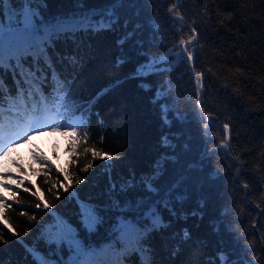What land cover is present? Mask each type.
<instances>
[{
  "label": "snow or ice",
  "instance_id": "obj_1",
  "mask_svg": "<svg viewBox=\"0 0 264 264\" xmlns=\"http://www.w3.org/2000/svg\"><path fill=\"white\" fill-rule=\"evenodd\" d=\"M152 2L153 0H111V3L103 9H86L85 0H75L79 11L52 17L46 14L48 0H0V109L5 105L10 110L18 105L24 109L30 108L37 117V123L40 122L39 117L43 110L54 111L57 119L67 120L69 114L72 116L78 114L79 119L87 117L90 122L96 104L120 87V82L111 81L109 85L97 89L91 96L78 100L71 94L74 80L64 77L56 64L67 63L74 68H83L84 57L79 54L83 37L89 34L114 32L117 26H120L126 30L116 41L119 54L115 58V64L119 67L131 62L132 57L125 52V45L130 41L139 49L136 55L144 59L134 65L128 73V78L136 80L137 87L141 90L151 93L149 101L158 109L163 127L171 129L174 123L183 125L191 121L188 113L181 112L172 98V92L179 91V87L173 89L171 80L158 81L154 84L149 77L169 71L176 62L185 65L184 75L192 77L194 72L200 115H196L195 111L193 115L196 122L202 125L201 136L205 141V146L196 157L183 164L181 153L193 152L192 137L183 138L182 132H168L160 136L161 151L146 171L138 173L135 169H130L126 176L121 174L118 179H114L111 170L115 165L112 163L102 165L109 177L108 187L103 193L105 197L103 204L81 199L76 192L71 191L73 185L78 186L86 181V174L96 166L97 160L118 159L95 145L90 147L88 132L78 134L76 140L84 157L83 167L77 165V168L85 175H74L72 172L61 175L56 171L57 179L54 182L48 180L46 194L39 196L37 191L33 190L30 184L26 185L21 177L16 176L13 179L11 169L7 168L4 162L13 151L15 144L6 145L0 154V189L10 191L11 199L0 191V246L11 243L7 238L8 235L17 237L16 243L23 249L25 264H156L151 238L158 233L167 232L172 227L173 220H187L189 216H198L202 220V210L207 206L208 201V196L203 191L205 183L224 179L219 169H212L205 175V160H210L215 155L232 159L230 155L232 127L228 122L222 125L223 136L219 141V147L210 152L207 143L217 141L211 138L209 129L219 125H216L215 120L211 123L205 121L202 98L207 95L204 83L206 75L211 80L215 73L211 69H208L207 73L204 70H195L198 66L203 69L202 65H198L200 49L194 47L199 43L198 26L195 23L181 24L184 14L178 11L180 3L165 0L171 3L168 13L172 23L180 24L179 35L173 32V40L178 39L179 42L173 43L169 48L168 42L162 41V46L155 52L145 48V40L137 36L138 33L143 34L145 25L138 18L142 6L150 5ZM125 7L131 15L121 24L120 10ZM231 16L232 14L228 18L230 19ZM133 18H137L135 22ZM156 23L155 18L149 21V43H154L157 39ZM185 30L189 35L187 38H182ZM69 42L76 51L65 55L59 54L57 45ZM7 76L12 79L14 92L6 83ZM222 91L227 93V85ZM17 114L15 111H10V115ZM48 127L52 133H58L63 125H48ZM2 131L3 129L0 128V132ZM39 131L40 129L34 128L33 135ZM70 131L77 133V128L72 127ZM2 138L0 136V139ZM31 138V136L26 137V139ZM52 142V140L47 141L49 147ZM178 148L181 150L180 153L177 152ZM89 156L91 159H88ZM36 159L44 166L45 177L55 171L46 156L39 155ZM73 159L77 157L74 156ZM12 163L13 166L20 167L16 161ZM170 166L179 167L170 175ZM20 170L24 171L22 168ZM228 175H233L231 168L228 169ZM235 175L237 180H233V184H237L238 177L244 175L243 167H240ZM257 183L264 184V181ZM13 185L15 188L12 187ZM61 186L64 193L70 192L76 200L78 211L75 220L52 211L53 201L61 199ZM249 187L250 184L246 180L239 185V190H248ZM21 188L37 201L31 207L47 212L50 217L41 223L35 211L31 214L27 210L19 212V216L25 218L29 224L38 226L31 241L19 239L18 226L12 223L8 215L14 204L22 206L18 195ZM193 196L196 197V207L190 212L185 211L183 205ZM256 208L259 209L260 205L257 204ZM260 215L264 218V211H261ZM226 217L227 213L222 212L221 218L210 222L212 232L220 239L214 251L200 264H264V248H261L260 255L254 258L248 257V253L255 252L256 244L261 241L241 245L238 229L233 228L232 224L226 221ZM256 227L257 224L254 222L252 228ZM101 228L104 229L106 239L101 242L88 239L97 234ZM24 232L27 234L29 229L25 228ZM222 232L232 237V248L225 246ZM169 236L175 241L172 255H179L184 244L192 243L201 253L208 246L206 239L194 240L192 232L187 227L173 230ZM0 264H20V261L0 256Z\"/></svg>",
  "mask_w": 264,
  "mask_h": 264
},
{
  "label": "trees",
  "instance_id": "obj_2",
  "mask_svg": "<svg viewBox=\"0 0 264 264\" xmlns=\"http://www.w3.org/2000/svg\"><path fill=\"white\" fill-rule=\"evenodd\" d=\"M180 3L178 11L184 14L181 24L198 26L200 33L199 43L194 45L200 49L199 61L195 70H204L207 73L211 69L215 75L211 80L205 77V91L203 96L205 121L211 123L215 120L216 125L209 129L210 136L216 143L208 142L207 148L211 152L218 149L219 141L223 136L222 125L228 122L231 127L230 155L232 159H225L223 155H215L210 160H205V175L212 169H219L224 179L204 185V193L208 196L207 206L202 210L203 219L198 216H189L187 220H173L172 227L163 234H156L151 238L154 245L156 264H200V262L211 254L220 237L212 232L210 222L213 219L221 218V213L226 212V221L231 223L233 228L238 229V236L241 238V245H248L249 242L256 244L255 252H249L248 257L254 258L261 254L264 248V218L260 212L264 211V184L257 181H264V0H173ZM111 3V0H85L86 9H103ZM171 3L165 0H153L150 5H143L142 12L138 18L145 25L143 34L138 33V38L145 40V48L153 52L162 46V41L168 42L169 48L179 40H173V32L179 35L180 24H173L168 13ZM79 11L76 8L75 0H48L47 15H69ZM231 16L229 19L228 17ZM131 15L125 7L120 10V21L123 24L126 17ZM156 20V36L154 43H149L148 36L150 29L149 21ZM137 18H133L134 22ZM131 28V25H129ZM126 29L117 26L114 32H103L99 35L83 37V44L79 48V54L84 57V66L72 67L67 63L57 62L56 67L61 70L64 77L74 80L71 85V94L76 99H83L91 96L97 89L109 85L111 81H119L120 87L107 97L101 99L94 109L90 122L87 117L79 119L77 116L68 115V119H57L56 113L50 110H43L39 120L46 122L45 118L55 115L56 119L66 126L63 130V163H59V155L56 152L51 154V164L55 171L47 177L44 175V166L36 159V156L46 154L41 149L33 150L29 156H23L14 147L10 155L5 159V166L11 169L13 179L16 176L25 180L26 185L30 184L33 190L39 195H45L48 187V180L55 181L56 171L61 175L65 172H72L74 175H85L79 172L77 165L83 167L84 157L81 155L80 146L76 143L78 134L89 133V146L95 145L98 149L109 152L118 159L112 161L97 160L95 167L87 173L84 183L72 190L81 199L103 204L104 191L108 187V173L102 167L106 163H112L115 167L111 170V176L118 179L121 174L127 175L130 169L138 173L146 171L152 160L161 151L159 148L160 136L168 132H182L183 138L192 137L193 152L181 153V163H187L196 157L205 146L201 136L202 125L196 122L193 112L200 115L197 104V91L192 77L184 75L186 67L181 63H174L169 71L161 72L159 75L151 76L149 79L155 84L158 81L171 80V87L179 91L172 92V98L176 107L181 112L189 115L190 123H174L171 129L163 127L159 117L158 109L149 101L151 93L145 92L137 87V81L128 78V73L134 65L144 59L137 56L139 51L132 42L125 45V52L132 57L129 64L116 66L115 58L119 54L117 38ZM189 32L184 31L182 38H187ZM57 51L61 55L73 53L76 48L69 43L57 45ZM241 69V71H237ZM173 77H175L173 79ZM6 83L12 88V79L7 76ZM192 81L191 83L189 81ZM227 85V93L222 91ZM50 107V106H49ZM15 111L17 115H10ZM62 111H64L62 109ZM74 111V109H72ZM95 113H98L95 114ZM211 118V119H209ZM37 117L32 110L16 106L10 110L7 105L0 109L1 134L18 133L23 121L34 120ZM102 121V123H100ZM72 127L77 128V133H71ZM182 138V139H183ZM102 141V143H101ZM177 152L181 150L178 148ZM76 156L77 159H73ZM91 159V156L88 157ZM13 161L19 164V168L13 166ZM179 166H170V175ZM243 167L244 175L238 177L235 173ZM24 169L21 172L20 169ZM231 168L233 175H228ZM248 181V190H239V185ZM15 188V185L12 186ZM11 199V192L0 189ZM251 193L250 195L248 193ZM22 206L13 205L8 211L12 223L18 226L19 239L31 241L36 234L37 225L29 224L25 218L19 216L21 210L33 211L40 217V222L50 219L47 212L32 208L37 201L30 193L18 192ZM196 197L183 205L185 211H191L196 207ZM52 211L59 212L73 220L76 219L77 203L71 193H64L61 186V199L53 201ZM259 204L260 208H256ZM167 218V213H165ZM257 224L255 229L253 223ZM187 227L193 234V239L203 238L208 241V246L201 253L197 246L192 243L184 244L179 255H172L175 241L171 240L169 233ZM29 232L25 234L24 229ZM225 246L233 247V239L223 233ZM246 237V238H245ZM11 243L0 246V256L5 259L11 257L13 260L23 261V249L16 243L17 237L8 235ZM93 242H101L105 237L104 229L91 237ZM135 257H133V260Z\"/></svg>",
  "mask_w": 264,
  "mask_h": 264
},
{
  "label": "rangeland",
  "instance_id": "obj_3",
  "mask_svg": "<svg viewBox=\"0 0 264 264\" xmlns=\"http://www.w3.org/2000/svg\"><path fill=\"white\" fill-rule=\"evenodd\" d=\"M45 119V123H42L41 119L39 123L36 122L37 119L23 121V123L17 128H20L17 134L1 135L3 138L0 139V154H2L6 145L15 144L17 151L24 156H29L36 148L41 149L46 153V157L49 161L51 160V154L54 151L59 155V162L62 163L64 160V153H62L63 138L61 132L66 129V126L60 123L55 115H51ZM48 125H63V127L60 132L52 133ZM34 128L40 129L35 135H33L32 132ZM28 136H31L32 138L26 139ZM41 137H43V139H41ZM49 140L53 141L50 147L47 143Z\"/></svg>",
  "mask_w": 264,
  "mask_h": 264
}]
</instances>
